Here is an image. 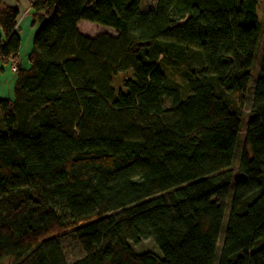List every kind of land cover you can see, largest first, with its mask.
I'll use <instances>...</instances> for the list:
<instances>
[{"label":"trees","instance_id":"1","mask_svg":"<svg viewBox=\"0 0 264 264\" xmlns=\"http://www.w3.org/2000/svg\"><path fill=\"white\" fill-rule=\"evenodd\" d=\"M28 1L24 69L19 12L0 0L15 74L0 99V263L64 264L73 236V264H264L259 0ZM82 21L118 36L87 38ZM147 240L162 257L134 252Z\"/></svg>","mask_w":264,"mask_h":264},{"label":"rangeland","instance_id":"2","mask_svg":"<svg viewBox=\"0 0 264 264\" xmlns=\"http://www.w3.org/2000/svg\"><path fill=\"white\" fill-rule=\"evenodd\" d=\"M156 4H157V0H144L142 2V10L144 12H147L149 10L155 9ZM258 16L260 18L262 26L264 27V0H259ZM78 30L83 36L90 38V39H95L103 35H109L112 37L118 36L117 32H115L113 29L103 27L97 24H93L90 22H86V21H82L78 24ZM34 32L35 31L31 30L30 25H28L27 27L21 30L22 36H21L20 51L22 53L23 60H27V54L32 48ZM263 43H264V30H261L259 39H258V44H257L256 58H255L253 68H252V79H251L250 86H249L250 92L253 91L254 81L259 71V62L261 59ZM191 66L196 67L197 66L196 62L193 61V64ZM11 71L13 72L12 68H11ZM170 71L173 73V75L171 74L172 77H170L172 84L175 85V83L179 84L180 82H182L181 81L182 79L180 78V75L182 72L180 70L175 69L174 72L173 70H169V72ZM119 80H120V77L114 81V84L116 87L118 86L117 82H119ZM14 84H15L14 76L13 74H11L10 70L6 69L5 73H2L0 71V85H1V90L4 92L3 93L4 96H7L8 94H12L11 97L13 96ZM8 89H9V93H8ZM238 169H239L238 163L236 162L234 165V169H233V175H237L239 173ZM226 223H227V215L224 221V230H225ZM223 236H224V232L222 233L220 237L221 242L223 241ZM60 243H61L60 253H61V256H62L61 258L64 264H73L75 261L80 260L85 256L84 250L77 242H75V240L73 239V236H69L68 238L61 240ZM132 248L136 254L150 252V253L158 255L159 257H162L157 245L155 244L153 240L143 241L137 246L133 245ZM220 248H221V243L218 247V253L220 252ZM0 264H9V262L5 261Z\"/></svg>","mask_w":264,"mask_h":264},{"label":"crops","instance_id":"3","mask_svg":"<svg viewBox=\"0 0 264 264\" xmlns=\"http://www.w3.org/2000/svg\"><path fill=\"white\" fill-rule=\"evenodd\" d=\"M3 1L6 5H8L12 8H15L19 12V17L17 20V28H18V32H19L20 37L22 36L21 30L24 29L25 27H27L28 25H30L31 30L35 31L34 35H33V39H34V36L36 35V33L38 31V26L33 23L29 1L28 0H3ZM30 51L27 54V60H23V56H22V53L20 51L18 60L16 61L24 69H27L30 67V64L28 62V56L30 54ZM12 66H13L12 64H8V65L4 66L2 63H0V71L2 73H5L6 69L10 70L11 74H13V76H14V82H15V74H14V72L11 71ZM3 93L4 92L1 90V85H0V99H11V98H13V96L11 97L12 94H8L7 96H4ZM8 93H9V89H8Z\"/></svg>","mask_w":264,"mask_h":264},{"label":"water","instance_id":"4","mask_svg":"<svg viewBox=\"0 0 264 264\" xmlns=\"http://www.w3.org/2000/svg\"><path fill=\"white\" fill-rule=\"evenodd\" d=\"M245 180H246V177L241 173L234 176V181L236 183H241V182H244Z\"/></svg>","mask_w":264,"mask_h":264}]
</instances>
